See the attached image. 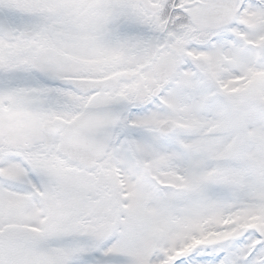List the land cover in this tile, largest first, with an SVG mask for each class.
<instances>
[{
    "label": "snow or ice",
    "instance_id": "6c2138e0",
    "mask_svg": "<svg viewBox=\"0 0 264 264\" xmlns=\"http://www.w3.org/2000/svg\"><path fill=\"white\" fill-rule=\"evenodd\" d=\"M0 264H264V0H0Z\"/></svg>",
    "mask_w": 264,
    "mask_h": 264
}]
</instances>
